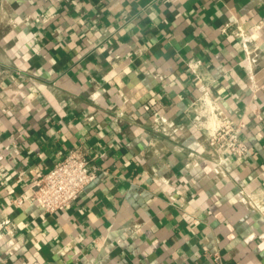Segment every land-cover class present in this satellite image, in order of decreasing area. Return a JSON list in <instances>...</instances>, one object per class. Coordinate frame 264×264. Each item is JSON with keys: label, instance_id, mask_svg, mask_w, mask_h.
Returning <instances> with one entry per match:
<instances>
[{"label": "crops", "instance_id": "crops-1", "mask_svg": "<svg viewBox=\"0 0 264 264\" xmlns=\"http://www.w3.org/2000/svg\"><path fill=\"white\" fill-rule=\"evenodd\" d=\"M203 99L245 157L210 144ZM75 148L98 176L47 213L30 198ZM215 254L264 264V0H0V264Z\"/></svg>", "mask_w": 264, "mask_h": 264}, {"label": "built area", "instance_id": "built-area-1", "mask_svg": "<svg viewBox=\"0 0 264 264\" xmlns=\"http://www.w3.org/2000/svg\"><path fill=\"white\" fill-rule=\"evenodd\" d=\"M223 30L226 31L227 28ZM203 101L206 102L205 99ZM207 105L209 110L206 118L210 122L213 121L207 128L210 144L222 154L245 157L249 147L241 134L242 123L221 117L215 104ZM195 124L198 127L202 125L200 117ZM98 172L99 168L81 149H72L41 178L30 199L47 213H55L82 194L97 178ZM25 200L26 197L21 195L15 198L13 203L21 205ZM9 223V220H5L3 225L8 226ZM214 259L217 264H221L220 255L215 254Z\"/></svg>", "mask_w": 264, "mask_h": 264}, {"label": "bare ground", "instance_id": "bare-ground-1", "mask_svg": "<svg viewBox=\"0 0 264 264\" xmlns=\"http://www.w3.org/2000/svg\"><path fill=\"white\" fill-rule=\"evenodd\" d=\"M205 125H207V123Z\"/></svg>", "mask_w": 264, "mask_h": 264}]
</instances>
